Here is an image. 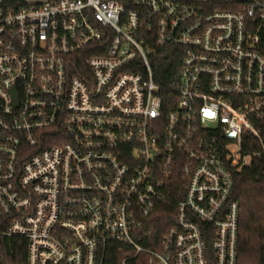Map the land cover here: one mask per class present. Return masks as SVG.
Returning <instances> with one entry per match:
<instances>
[{"label":"built area","instance_id":"1","mask_svg":"<svg viewBox=\"0 0 264 264\" xmlns=\"http://www.w3.org/2000/svg\"><path fill=\"white\" fill-rule=\"evenodd\" d=\"M257 160L264 0H0V236L26 264H238L235 176Z\"/></svg>","mask_w":264,"mask_h":264},{"label":"trees","instance_id":"2","mask_svg":"<svg viewBox=\"0 0 264 264\" xmlns=\"http://www.w3.org/2000/svg\"><path fill=\"white\" fill-rule=\"evenodd\" d=\"M173 64L174 60L167 53H159L151 61L155 82L169 86L174 76ZM183 193L184 188L175 183L167 189L157 205L150 220L156 241L173 224L175 207ZM233 199L239 204L238 264H264L263 161H255L250 168L235 176ZM26 245L23 238L7 239L0 236V264H26ZM119 259L115 258L114 264H119ZM127 264H147L146 257L139 256ZM208 264H214L211 257Z\"/></svg>","mask_w":264,"mask_h":264}]
</instances>
